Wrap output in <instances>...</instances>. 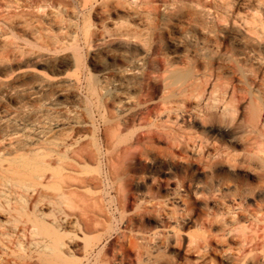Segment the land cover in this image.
<instances>
[{
    "label": "bare ground",
    "instance_id": "1",
    "mask_svg": "<svg viewBox=\"0 0 264 264\" xmlns=\"http://www.w3.org/2000/svg\"><path fill=\"white\" fill-rule=\"evenodd\" d=\"M101 1H105V0H100L99 2ZM213 1L216 0H193V2L190 1L191 3H188L187 0L186 4H183L185 0L184 1L153 0L152 3L156 6L155 8H157V6H163L164 8H162L163 12L159 17L160 18L159 21L157 18L159 15L156 16L155 14H152L151 17L152 34H150L152 35V43L149 45V47L144 51L142 50L143 53L140 55H136V54L132 55L128 51H124V53H121L120 54L121 56L119 57L121 63L115 66L113 65L114 67L111 69L104 68L103 84L101 88L99 86L97 75H92V77H89L90 79L87 81L86 84L89 93V96L88 95L87 96L89 97L91 103L96 105L97 108L99 109L98 112L100 113V116L102 118L101 123H103V127L100 128L101 130L97 128L99 130L98 131L99 137H101L99 146L98 143H96L97 149L95 150H92L93 148L90 149L89 148L90 143H88L89 141L85 142L87 140L86 135L88 134L84 135L86 132L84 134L80 133L81 132L80 127L83 126V124H81L80 121H74L72 134L68 137L66 136V138L61 137V135H56L53 132L48 131V129L46 130L42 127H38V128L30 127L28 124L30 120H31L30 123H32V119L34 118L42 119L45 116H47L48 110L44 109L42 106H38L33 109H28L26 108L25 104L21 100H19L17 101V106L15 109H12L11 111L7 112V114L5 115H0V160H1L0 191L5 188L8 189L11 188L15 192L19 193L21 195V196L19 195L20 197H24L31 190H33L34 193L32 192L33 194L31 193L30 195L34 198V201H36L34 203V209H36L38 213L39 212L41 213L43 211L39 209L38 206L36 205L43 198L49 199L50 202L54 205L53 211L55 215L54 219H56L55 222H60L58 223L60 227H62L61 225H63L64 226L63 228L65 227L71 228V230L68 231V233L74 234L73 236H71L70 238L71 241L69 242H73L80 237V239L82 238L85 241L84 243L85 245L84 244L82 245H84V247L87 248L91 243L90 242L91 237L93 238V236H91L93 229H95L96 227H97L96 229H98V226H104L105 223H108V221H106L105 218L107 217L106 214H109V211L107 212L106 210L101 209L104 208V205L101 208L100 206L99 207L97 206L99 205L100 202L99 199L102 198L100 195H98L99 193L102 194V192L100 190L98 191V189L101 188L100 182H102L103 179L101 181V179L98 176H92L91 174L93 172H96L101 175H103V173L105 172L104 175H106L107 179L112 182L115 181L116 179L119 180V183L118 182L116 183H118L117 185H120L121 187L120 189L119 188L118 189L121 191L122 194L121 195L122 205L120 209L119 208L118 209L120 210L121 215L125 217V221H123V223L125 222L127 223V226L128 225L132 226L133 224H135V221L137 219L141 218V215L143 213L141 212V215H139V213L137 212L138 215L136 214L134 215V213L132 212L134 207L138 204L137 203L138 198L135 196L136 178L140 175V173H142L145 166L147 165L146 163L149 161V154L152 152V148H156L161 143L170 144L172 142L170 137H174L175 141L179 138L177 141H179L178 143L181 146L187 145L193 151H196L197 155L200 157L201 163H203L204 165L208 164V162L216 166L222 165L228 161L236 162L237 157H239V159L241 160L240 157L241 155L238 156V154L237 155L234 154L235 152L232 153L233 151L230 150L229 145H227L222 141L212 142V141L204 140L199 136L197 137L195 136V134L193 135L192 133H183L186 130L185 129L186 127L184 128L182 126V123L180 122L181 119L185 121L186 119L184 118L186 117H183V115L179 113V110L181 109V107H185L186 109L189 108L190 97L192 96L194 98L199 99L198 103L195 106L198 108L203 107L204 109H200V111L205 112L206 117L210 119L211 123H213L207 128L209 132L213 131L214 133L216 132L223 133L224 131H226V129L234 126L232 124H228L227 126L226 125L219 126L216 123H214L218 113H221L223 115H228L231 113L232 114L231 116L234 117V120L237 123H240L243 120L244 111L241 110L238 111L237 108L235 109L230 106L232 105L230 104V102L233 101H229L228 97L233 96V90L230 89L231 93H229L228 91L225 92V95H228L227 96L228 99H225L226 97L225 98L221 97L222 99L220 100L219 98L217 99L215 97L214 100H212L213 98L210 99V97H208L209 94L215 95V93L213 92V88L211 91L209 90V88L214 85L213 83L214 80L218 79L217 74L214 73L215 69L212 66L213 63L212 64L207 63L208 58L215 57L212 56L214 55L215 51L211 49L212 40L210 37L212 35L216 36L219 33V30L216 33L214 29L215 26L216 28L218 27L217 26L218 24L220 23L223 24L222 22L225 21L226 26L231 28V26L234 27V24H237V20L239 21V19H237V16L240 15L242 16V14H239L238 13L239 11L237 12V10L236 11L234 10L232 12L230 11L225 12V10L228 7H227V3H225L224 0L221 5L222 10L220 8L218 9V5L217 8L214 9ZM97 2L96 4H98ZM143 2H145V0ZM126 3L128 4L129 7L130 2L128 3L126 1ZM147 3H149V1ZM232 3L231 5L228 4V6L231 7V9L233 8ZM251 3L253 5L251 7H247L251 10V14H249L250 12L248 13L247 11L248 15L245 17V19L243 18L244 19L243 23L245 22V24H241L240 21L239 23L241 24V26L245 25L247 32H249L250 35L252 34L255 36V38L252 39L253 42L258 43L259 45L260 43L264 42V0H253L251 1ZM236 4L237 2L235 3L234 7L236 6ZM148 5L149 4H147L146 7ZM214 6L216 7V5ZM92 7H94V4ZM150 8L151 7H149V9ZM104 9L106 10V8H103V10ZM13 13L15 15V11ZM142 13H144L145 15V12ZM11 15L6 17H12ZM144 15H142L139 12L138 13L136 12L134 14L135 17H140V18L143 17ZM24 18H28V17H24ZM8 20L9 18L7 19V21ZM147 20L149 21V19ZM186 20H188L187 21L188 24L191 25L193 28V30L190 29L192 30V33L186 31L184 24H182ZM11 21H14V19ZM135 24L136 22L134 24L133 23L130 24L129 22L127 24V20L126 23L115 22L113 24L114 27L112 28L114 31L112 30H108V31L111 32L110 33L111 36H117L118 39L121 38L123 40L122 43L126 42V45H132L133 43L136 42L135 40H138V37L143 35L141 33V35L138 36V29H136V27L135 29H133L134 27L132 28V26ZM181 24L183 26L182 29L180 30ZM91 26L92 24L89 23L83 29L84 35L85 37H87V41L90 45L92 44L94 38L99 37L102 33L101 29L92 30ZM81 27L82 26H80V29ZM10 28L12 29L15 28L14 22L10 24ZM240 30L239 32H241ZM196 33L201 34L203 37H199L198 35H196ZM224 34L225 33L222 32L221 35ZM14 35H18V34L16 33ZM144 36L145 35H143V37ZM247 37L248 36H246V38ZM142 41L144 42L146 40H142ZM75 42H77V40ZM139 42L141 43V41ZM8 44H11V42L9 41ZM75 50L77 49L75 48ZM234 54L235 53L232 54L231 46L226 45L224 51V55H225L224 61L227 62V67L232 65ZM17 55L18 54L16 53L14 54L13 57L17 58ZM76 55H80V54H76ZM211 60H213V58H211ZM254 60H255L254 63H256L255 65H257V68L259 69L258 71L264 70V56L262 57L260 55L258 56L256 55L254 57ZM78 61L79 60L75 62ZM199 61H206L207 64L205 65V68L208 70V72L207 71L201 72L200 69H198ZM21 70H24L26 72L28 71V68L27 69L23 68ZM250 72L252 73V69ZM263 72L264 71H262V73ZM257 73H254L255 77L258 76ZM205 78H207L208 80H204ZM50 81L56 82L57 84H67L72 89L75 88L77 82H79V80L76 77L72 78L68 72L63 74L61 72V74L58 75L56 78H53L51 80L50 79L41 80L39 83V89L43 91L44 87ZM255 88L257 89V87ZM101 90L102 91L105 90L104 92L105 94H102ZM101 94L104 97L103 105L101 104L102 110H101V106L99 107L98 105L102 103V102L98 103ZM159 96H161V99H158ZM88 102L89 101H87L86 103L90 104ZM162 106H164V109H161ZM96 110L97 109H95V111ZM254 111L255 112H253L254 114L251 120L249 121V127L251 128L250 131H252V133H254L258 137L263 136V141L260 143L257 141L253 142L252 140L254 139V137H252L251 135L249 136L248 134L247 143L249 149L246 151L243 157L245 160L247 159L250 160L249 159L250 157L258 156L261 159V161L262 160L264 161V112L262 110L260 111L254 110ZM162 114H164L165 119L164 117H162ZM94 116L95 114H93V117ZM77 118H80V116H78ZM16 121H21L22 123L18 125L16 124ZM96 122L97 121H95V124ZM60 125L62 124H59L58 122V125L56 126L57 131L61 129L59 128L61 127ZM172 131H176L175 136H173L174 134L173 135L171 134ZM90 141L92 140L90 139ZM104 160L105 163H103ZM104 164L106 166V171L104 170L102 173V167L104 166ZM88 174L91 176L88 177ZM50 184H52V187L50 189L53 188L55 194H48L49 192L48 193L45 192L47 190L43 192L39 188L40 186L46 188L50 186ZM112 184L113 183H111V186L113 187ZM205 192L206 190L204 189L202 193H204L205 195ZM214 192H215L214 197L216 199L219 197L225 198L227 195L220 189H215ZM230 195L232 196L230 198L229 208L235 210L233 213L234 215H229V214L226 215L228 213L226 212L223 214V217H220L219 214L221 213H218L216 211H212V213L203 211L201 214L199 228L202 231V235H201V239L195 246V252L197 256L196 264H264V205L262 204V202L256 201L255 204L256 207H252V205L249 203L248 200L253 199V196L258 197L257 193L253 191L252 192L241 191L237 193L235 191H231ZM76 196H80L82 201L80 200L79 197ZM73 198H75L74 200L76 201H74ZM76 198H78V200ZM87 199H91V201L95 205L94 207L99 208L98 211L94 212V215L92 216L89 215L85 216L86 215L85 212L87 210L83 209V207H81L82 205L80 207L75 205L76 202H78L79 200L81 202L90 201ZM73 201L75 202V204ZM7 203L9 207L8 212L10 214L12 213V211H18V212H24L27 216L33 215L26 211L27 208L24 209V207H19L17 205H14L10 201H8ZM149 203H152V195L150 196V200L148 204ZM62 204L63 205L67 204L65 206L70 207V208L67 207L70 211H72L71 210L72 208L73 212L71 213V212H67L65 209H61ZM83 206L85 205L83 204ZM89 207L94 209L93 206L89 205ZM115 208L117 209V207ZM74 209H76V211L77 209L79 210L78 212L74 213ZM103 211L104 212L106 211L107 213L105 214ZM34 216L35 219H32L30 217L29 218L32 222V227L35 229V232L38 235H42V234L46 235L45 237H43L41 241H37L36 244L38 248L41 247L45 251L43 250L44 252L41 253L40 252L41 250H38L37 254H35L33 251L30 250V246H28L26 247V253L24 255L11 254V252L10 253L8 252V248L10 246V243L13 242V239H11L8 235L3 233L0 235V264H78L80 259L81 261L83 260L82 259L83 257L79 258L77 253L74 254L68 250H65L66 249L65 246L67 245V243H65L64 241L65 234L63 232H67L66 228L64 229V231L62 230L63 232H61V230L58 229L57 227L58 225H57L56 227H53L54 229L50 230L51 227L47 226L44 213H42L41 216L40 214H36V215L34 214ZM108 216L114 219V217H112L113 216L112 214ZM109 218L106 219L109 220ZM104 221L105 223L103 224ZM110 222H112V220H110ZM109 224L110 223L105 225L109 226ZM108 226L106 230H108ZM127 226L126 228L123 227L124 230L122 228L123 230V232L121 231L122 238L119 236L121 238V241H119L120 242L118 249L119 253L116 252V248H114L115 246L111 247L108 245L106 247L105 245L100 250V253H103L102 254L103 263L102 262L100 263L112 264L113 262H116L118 260L117 261L118 264H132L133 261H136L135 260L136 258L141 259L142 254L139 253H143L140 251L143 248H141V245H139L138 241L141 240L142 243L148 242V240L151 239L152 237V232L151 234L150 233L148 234L140 231H133L132 230L133 228L132 229L130 228L131 226L130 227ZM133 227L135 228V226ZM163 227L165 229L168 226L164 225ZM218 227L221 228L220 230L222 231V233L220 232L219 229H216ZM16 228L17 227H15L14 229ZM129 228L131 229L130 232L128 231ZM16 230H18V228ZM23 230L27 231L26 228ZM108 231L110 232V230ZM113 231L115 230L113 229ZM117 232L115 231V233ZM80 233L82 234V236H78V234ZM107 234L109 233L107 232ZM30 240L33 242V239ZM99 240L101 239L99 238ZM111 244L113 245V243ZM93 245L94 246L92 248L95 247V244ZM186 247L189 246L187 245ZM148 250L146 249V251H144V253L146 254L144 260L146 264H152V252ZM83 251H84L83 253H85V250ZM189 254H191V252ZM86 260L88 259L86 258ZM93 264H98V262L94 261ZM185 264H193L188 255L185 258Z\"/></svg>",
    "mask_w": 264,
    "mask_h": 264
},
{
    "label": "rangeland",
    "instance_id": "2",
    "mask_svg": "<svg viewBox=\"0 0 264 264\" xmlns=\"http://www.w3.org/2000/svg\"><path fill=\"white\" fill-rule=\"evenodd\" d=\"M85 1L86 0H81V1L80 0H63V1L62 0H0V115H5L7 114V112L11 111L12 109H15L17 106V101L19 100H21L28 109H33L38 106H42L44 109L48 110L47 116H45L42 119L34 118L32 119V123H30L31 122L30 120L28 123L30 127H34V128L42 127L46 130L48 129V131H51L56 135H61V137L66 138V136L68 137L72 134L74 121H80L81 124H83V126L80 127L81 130L80 133L84 134L86 132L84 135L88 134L86 135L87 140L85 142L89 141L88 142L90 143L89 148L90 149L93 148L92 150H95L97 149L96 143H98V146L100 144L101 137H99L98 131L101 130L100 128L103 127V123H101L102 118L100 116V113L98 112L99 109L89 100L88 88L86 87L87 81L90 79L89 77H92V75H97L99 86L101 88L103 84L104 68L111 69L115 65L121 63L119 58L121 56L120 55L121 53H124V51H128L132 55L142 54L143 51L147 49L149 45L152 43V35H150L152 34L151 31L152 14H155L156 16L159 15L157 17L159 21L160 19L159 17L163 12L162 8L164 7L157 6L158 9L155 8L156 6L152 3L153 0H145V2H143L144 0L142 1L141 0H124V1L105 0L101 2H99L100 0H92V1L87 0L88 2ZM118 1H120L121 3ZM126 1L128 3L130 2L129 7ZM148 1L149 3H147ZM190 1L193 2V0H188V3H191ZM234 1L235 3L237 2L236 4L237 7L236 6L234 7L235 5ZM251 1L253 0L250 1L232 0L233 2L232 3L231 0L229 1L224 0V2L227 3V7L229 8V9L227 8L225 12L228 11L232 12L234 10L235 11L237 10V12L239 11L238 13L242 14V16L241 15L237 16V19H239L241 24H245V22L243 23L245 17L248 15L249 12H250L249 14H251V10L247 8L253 5ZM96 2L99 5L96 4ZM186 2L187 0H185L183 4H186ZM213 2L214 5H216V7L213 5L214 9H216L218 5V9L220 8L222 10L221 5L223 0H220V2L219 0ZM231 3L233 6L232 9L231 7L228 6V4L231 5ZM93 4L94 7H92ZM147 4H149L147 6L148 8L146 7ZM149 7L151 8L149 9ZM103 8H106L107 11L105 9L104 11ZM82 10L84 11V13ZM135 10L137 13L139 12L142 15H144V13L142 12H145V15L141 17L142 20L140 17L134 16V14L136 13ZM14 11L16 16L13 13ZM85 13L89 14L90 16L86 15ZM9 15H11L12 17H6ZM86 16L88 19L86 18ZM24 17H28V18H24ZM8 18L9 20L7 21ZM13 19L14 21H11ZM147 19H149V21ZM126 20H127V24L129 22L130 24L131 23L134 24L136 22L135 25H137L138 27L133 25L132 28L134 27L133 29H135L136 27V29H138V36H140L141 33L145 35L144 37L143 35H141L143 38L141 36L138 37V40H135L136 42L133 43L132 45H126V42L122 43L123 40L121 38L118 39L117 36H111L110 34L111 32L108 31V30L114 31L112 28L114 27L113 24L115 22L126 23ZM187 21L188 20H186L182 24H184L186 31L192 33L193 28L191 25L188 24ZM239 21L237 20V24H234V27L231 26V28L227 27L226 22L223 21L222 22L223 24L220 23L217 25L218 26L217 28L216 26L214 28L216 33L219 30L220 34L218 33L216 36L212 35L210 37L212 40L211 49L215 51L214 55L212 56L215 57L208 58L207 63L210 64L213 63L212 66L215 69L214 73L217 74L218 79L214 80L213 82L214 85L209 88L210 91L213 88V92L215 93V95L209 94L208 97H210V99L213 98L212 100H214L215 97L217 99L219 98L220 100L225 97H226L225 99L229 98L228 99L229 101H233L230 102V104H232L230 105L232 108L235 109L237 108L238 111L240 110L244 111L242 122L240 123L235 122L234 117L231 116L232 115L231 113L228 115H223L221 113H218L214 123H216L219 126H225V125L227 126L228 124H232L234 126L226 129V131H224L223 133H218V132L214 133L213 131L209 132L207 128L213 123H211L210 119L206 117L205 112L200 111V109H204L203 107L198 108L195 106L198 103L199 99L194 98L193 96L190 97L189 108L186 109L185 107H181L179 113L183 115V117H186L184 118L186 119L185 121H183L182 119L180 120L182 126L184 128L186 127L185 128L186 130L183 133H192L193 135L195 134V136L197 137L199 136L204 140H208L212 142L222 141L227 145H229L230 150L233 151L232 153L235 152L234 153L235 155L237 154L238 156L241 155L240 156L241 160L239 159V157H237L236 160L237 163L235 161L234 162L228 161L222 165L216 166L208 162V164L204 165L203 163H201L200 157L197 155L196 151H193L187 145L181 146L178 143L179 141H177L179 138L175 141L174 137H170L172 140L170 144L161 143L156 148H152V152L149 154V161L146 163L147 165L145 166L144 170L142 171V173H140V175L136 178L135 181L136 182L135 196L138 198L137 199L138 204L134 207L132 212L134 213V215L135 214L138 215V213L139 215H141V212L143 213L141 215V218L137 219L138 221L137 220L135 221V224H133L132 226L128 225L129 227L131 226L130 227L131 229L133 228L132 229L133 231H140L148 234L149 233L151 234L152 232V237L151 239L148 240V242L142 243L141 240L138 241L139 245H141V248H143V249L140 248L141 252L144 253L146 249L147 250L149 249L148 251L152 252V264L155 263L185 264V258L187 257V255L190 257L192 263L196 264L197 256L195 252V246L201 239V235H202V231L199 228L201 214L203 211H207L208 213H212V211H216L218 213H221L219 214L220 217H223V214L226 212H228L226 215L228 214L234 215L233 213L235 210L229 208L230 198L232 196L230 195L231 191H235L236 193L241 191H247V192L253 191L257 193L258 197L253 196V199L248 200L249 203L252 205V207H256L255 206L256 201H260L264 205V161L263 160L261 161V159L258 156L257 157L252 156L249 158L250 160L248 159L245 160L243 157V155H245L246 151L249 149L247 143L248 134L249 136L251 135L252 137H254V139L252 140L253 142L257 141L260 143L263 141V136L258 137L254 133H252V131H250L251 128L249 127V121L251 120L254 114L253 112H255L254 110L256 111L262 110L264 112V88H263L264 72L262 73V71L264 70L258 71L259 69L257 68V65H255L256 63H254L255 62L254 57L256 55L257 56L260 55L262 57L264 56V49H263L264 42L260 43L259 45L258 43H254L252 39L255 38V36L252 34L250 35L249 32H247L245 25L241 26ZM13 22L15 25L14 29L10 28V24ZM89 23L92 24L91 26L92 30L101 29L102 30L101 35L105 34L103 36L100 35L97 38L95 37L91 44L92 47L88 43L87 37H85L83 32L84 27L87 26V24ZM182 24L180 30L182 29L183 26ZM80 26H82L81 29ZM221 30L223 33H225L224 35H221L222 34ZM239 30L241 32H239ZM16 33L18 35H14ZM196 35H198L199 37H203L201 34L196 33ZM246 36H248L247 37L248 39L246 38ZM76 40L77 42H75ZM142 40H146V41L143 42ZM9 41L11 42V44H8ZM139 41H141V43ZM226 45L231 46L232 54L235 53L233 55V62L235 63L232 62V65L228 66L229 68L227 67V62L224 61L225 60L224 51ZM75 48L77 50H75ZM16 53L18 54L17 58L13 57L14 54ZM76 54H80V55H76ZM211 58H213V60H211ZM76 59L79 61L75 62L77 61ZM207 63L206 61H199L198 69H200L201 72H205V71L208 72V70L205 68V65ZM233 64H235L236 66ZM238 66L241 67L239 68ZM22 67L24 69L28 68V71L25 72L24 70H21L23 69ZM251 69H252V73L250 72ZM61 72L62 74L68 72L72 78L76 77L79 80L75 88L72 89L67 84H57L56 82L50 81L44 87L43 91L39 89V83L41 80L43 79L51 80L53 78H56L58 75H60ZM254 73H257L259 77L258 76L255 77ZM204 80H208V79L205 78ZM254 86L257 87V89ZM230 89L233 90V96L227 98L228 95H225V92L228 91L229 93H231ZM104 92L105 90L102 91V94H105ZM102 94L98 102V103L102 102L98 104L99 107L101 106V110L104 101V97L102 96ZM158 99H161V96H159ZM87 101H89L88 103H90L91 106L90 104L86 103ZM233 104L236 106H234ZM95 109L97 110L95 111ZM161 109H164V106H162ZM93 114H95L94 117ZM78 116H80V118H77ZM162 117H164V114H162ZM95 121H97L96 122L97 125L95 124ZM58 122L59 124L62 125H60L61 127H59L61 129L57 131L56 126L58 125ZM21 123H22L21 121H16V124L18 125ZM97 128H99V130ZM171 134L172 135L174 134L173 136H175L176 131H172ZM90 139L92 141H90ZM103 163H105V160L103 161ZM104 166L102 167V173L104 170L106 171V166L105 167ZM93 173L91 174L92 176H98L101 179V181L103 179V181L100 182L101 188L98 189V191L100 190L102 192V194L101 193L98 194L102 198L99 199L100 202L99 205L97 206L98 207L100 206L101 208L104 205V208L101 209H104L107 212L109 211V214H106L107 212L103 211L107 215L106 218L108 219L110 217L108 215L112 214L113 215L112 217H114V219L110 217L109 220H107L105 218V220L108 221V223H110L111 225L113 223L112 226L110 224L109 226L105 225L108 223H105L104 221L103 224L105 223L104 226L106 227L98 226V229H96L97 227L93 229L94 233L93 232H92L93 234L91 233V236H93V238L91 237L90 239L91 243L89 244L90 247L88 246L89 248L84 247L85 241L82 238L80 239V237L73 242H69L71 241L70 239L71 236H73L74 234L68 233V231L71 230V228L69 227H65L67 229L66 230L67 232H63L65 229L63 228L64 226L61 225L62 227H60L58 224L60 222H55L56 219H54L55 215L53 211L54 205L50 202L49 199L43 198L41 199L40 202L38 201L39 203L36 206H38V208L43 211L41 213L40 212L38 213V211L34 209V203L36 201H34V198L30 195L32 192L34 193L33 190H31L28 194H26L27 196L25 195L24 197H20L21 195L15 192L14 190H12L11 188L9 189L5 188L0 191V198H1L0 213L2 212L1 213L2 215L0 214L1 216L0 235L4 233L8 235L11 239H13L14 243L13 242L10 243L8 252L9 253L11 252V254L14 255H24L26 253V247L28 246H30V250L33 251L35 254H37L38 250H41L40 251L41 253L45 251L41 247L38 248L36 243L37 241H41L43 237H45L46 235L45 234L38 235L35 232V229L32 227V222L30 220V218L35 219L34 214L35 215L40 214L41 216V214L44 213L47 226L51 227L50 230L54 229L53 227H56L58 225L57 226L58 229H60L61 232L65 234L64 241L65 243H67V245L65 246L66 247L65 250H68L74 254L77 253L79 258L83 257L82 258L83 260L81 261L80 259L78 264L81 263L93 264L94 261L98 262V264H102L103 253H100V250L105 245L106 247L108 245L111 247L115 246L114 248H116V252L119 253L118 251L119 243H120L119 241H121L122 238L121 231L123 232L124 228H126L127 226V223L125 222L123 223V221H125V217L121 215V212L119 210L122 205L121 203L122 194L121 191L119 190L121 187L120 185H117L119 183V180L116 179L113 182L108 180L106 175H104L105 172L103 173V175L98 174L96 172ZM91 175L88 174V177ZM110 182L113 183L112 184L113 187L111 186ZM51 187L52 184H50V186L46 188H44L43 186H40L39 188L43 192L47 190L45 192L46 193L49 192L48 194H55L53 188L50 189ZM204 189L206 190L205 195L204 193H202ZM215 189H220L221 191L226 193L227 194L226 197L225 198L219 197L216 199L214 197ZM151 195H152L153 204L152 203L148 204ZM76 197L80 198V196H76ZM12 199L15 201H13ZM74 199L75 198H73V200ZM76 199L78 200V198ZM7 200L19 207H24V209L27 208L26 211L33 215L27 216L24 212H18V211H12V213L10 214L8 212L9 207ZM80 200L76 202V204L74 202L76 200H74L73 202L76 206L80 207L82 205L81 207H83V209L87 211L89 209V211L93 213L92 214L91 212L86 211L85 216L88 215L92 216L94 215V212L98 211L99 208L94 207L95 205L91 201V199H87L90 200L91 202L90 201L81 202L82 200L81 201ZM16 201L20 205L17 204ZM83 204L85 206H83ZM65 205L67 204L64 205L62 204L61 209H65L67 212L72 213L73 209L71 208L72 211H70L68 209L70 207L67 206L68 207L67 208ZM89 205L93 206L94 209L89 207ZM115 207H117V209ZM78 210L79 209H77L76 211V209H74V213L78 212ZM110 220H112V222H110ZM164 225L168 227L164 229L163 227ZM13 226L14 228L17 227L18 230H16L17 228L14 229ZM107 226L110 232L106 230ZM133 226H135V228ZM116 227L118 230L116 229ZM25 228L27 231L23 230ZM109 228H111L112 230ZM130 228L128 229L129 232L131 230ZM113 229L116 232L117 231L118 232L115 233ZM216 229L220 230L221 228L218 227ZM106 231L109 234H107ZM220 232L222 233L221 230ZM115 234L117 235V237ZM78 236H82V234L80 233L78 234ZM66 237H68L69 239ZM99 238L101 240H99ZM30 239H33V242ZM113 240L115 241V243ZM31 242L34 244H32ZM106 242L109 244H107ZM111 243H113V245ZM93 244H95L94 248H92L94 246ZM187 245L189 247H186ZM83 250H85V253H83L84 252ZM187 250H189L191 254H189L190 252ZM80 253L83 255H81ZM143 253H139L142 254L141 259L139 258L140 259L139 260L138 258H136L135 259L136 261H133L132 264H146L144 260L146 254L144 253L145 254L144 255ZM86 258L88 260L90 259L92 262L90 260L89 262L88 260H86ZM117 261L113 262L112 264H116Z\"/></svg>",
    "mask_w": 264,
    "mask_h": 264
}]
</instances>
